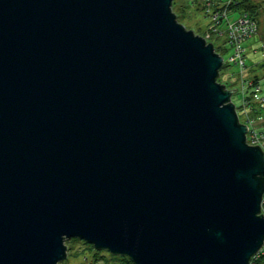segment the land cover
Here are the masks:
<instances>
[{
    "label": "water",
    "instance_id": "obj_1",
    "mask_svg": "<svg viewBox=\"0 0 264 264\" xmlns=\"http://www.w3.org/2000/svg\"><path fill=\"white\" fill-rule=\"evenodd\" d=\"M172 3L0 0V264H58L69 238L135 264L262 247L264 150Z\"/></svg>",
    "mask_w": 264,
    "mask_h": 264
},
{
    "label": "rangeland",
    "instance_id": "obj_2",
    "mask_svg": "<svg viewBox=\"0 0 264 264\" xmlns=\"http://www.w3.org/2000/svg\"><path fill=\"white\" fill-rule=\"evenodd\" d=\"M255 1L260 4L259 13L253 15L257 31L246 38H241L235 30L236 19L240 14H244L240 11L241 8L237 10L232 8L234 12H230L229 8L228 15H225L223 8L216 12L213 9H206V0H174L172 11L186 29H192L207 43L211 42L215 51L223 57L224 63L219 70L217 81L224 83L228 90L237 87L231 99L236 105L240 122L247 124L250 131L253 129L262 131L264 128V0ZM222 4L223 1L214 0L210 6ZM241 24L244 25L246 22ZM245 83L249 87L245 90L248 98L244 97ZM259 83L261 89L258 88ZM255 140L250 143L256 145L264 142V138ZM69 239H66V245ZM83 247L82 243H75L72 249L67 248V256L71 252L81 251ZM72 258L70 257L63 264L75 263L76 260Z\"/></svg>",
    "mask_w": 264,
    "mask_h": 264
},
{
    "label": "trees",
    "instance_id": "obj_3",
    "mask_svg": "<svg viewBox=\"0 0 264 264\" xmlns=\"http://www.w3.org/2000/svg\"><path fill=\"white\" fill-rule=\"evenodd\" d=\"M237 7L244 9L249 14L257 15L259 13L260 4L255 0H237ZM78 242L84 245L83 249H81V251L71 252L65 261H61L58 264L65 263L70 257L76 260L73 264H135L133 260L126 255L113 254L106 249H96L90 242L80 238L69 239L67 248L69 250L72 249L74 244ZM100 260L103 262H100ZM251 264H264V254L252 259Z\"/></svg>",
    "mask_w": 264,
    "mask_h": 264
},
{
    "label": "built area",
    "instance_id": "obj_4",
    "mask_svg": "<svg viewBox=\"0 0 264 264\" xmlns=\"http://www.w3.org/2000/svg\"><path fill=\"white\" fill-rule=\"evenodd\" d=\"M246 22V24L242 25L241 24ZM256 29V24L253 20H251L250 18H248L246 15L243 16L241 19H239L237 22H235V30H237V33L240 35L241 38H246L249 37L250 35H252L255 32ZM259 88V87H258ZM246 89H249L248 84L245 83L244 86V92L246 95H244V97L247 98V93H246ZM248 133L246 140L249 144L250 141L255 142V139H259V138H264V132L263 131H258V130H251L250 131V127H248ZM258 144V143H256ZM264 142H259V145L264 148L263 146ZM253 145V144H251ZM262 209L264 210V194H263V198H262ZM261 252L264 253V246L261 249Z\"/></svg>",
    "mask_w": 264,
    "mask_h": 264
}]
</instances>
